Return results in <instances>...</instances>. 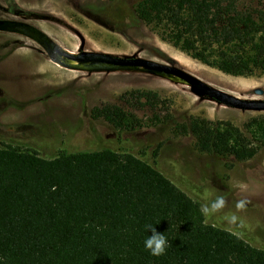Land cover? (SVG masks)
<instances>
[{"label":"trees","instance_id":"16d2710c","mask_svg":"<svg viewBox=\"0 0 264 264\" xmlns=\"http://www.w3.org/2000/svg\"><path fill=\"white\" fill-rule=\"evenodd\" d=\"M239 1L139 0L133 14L199 63L247 77L264 71V0H246L256 5L245 8ZM126 95L140 108L160 103L150 91L123 94L130 105ZM88 116L116 134L143 128L116 105L95 107ZM172 133L192 137L197 153L236 162L264 147V121L258 140L230 124L199 118L174 126ZM158 153L152 164L109 148H62L45 159L33 150L0 147V264H264L263 249L226 225L206 222L186 186L192 185L189 170L167 162L182 180L174 183L158 167ZM146 225L166 237L163 255L145 250L143 241L151 234Z\"/></svg>","mask_w":264,"mask_h":264},{"label":"rangeland","instance_id":"374dc122","mask_svg":"<svg viewBox=\"0 0 264 264\" xmlns=\"http://www.w3.org/2000/svg\"><path fill=\"white\" fill-rule=\"evenodd\" d=\"M138 1L0 0V18L33 25L69 53L146 59L177 67L239 99L264 100L251 94L256 88L264 90V71L232 77L199 63L162 40L159 30L136 19L133 8ZM239 2L244 8L256 5ZM137 90L155 93L160 103L155 109L140 108L126 95L124 100L135 106L130 107L123 94ZM101 105L128 110L143 128L116 134L102 121L89 118V111ZM192 118L230 124L247 139L258 140L264 112L237 110L198 97L189 87L143 70L66 69L51 63L33 42L0 33V147L33 150L45 159L62 148L71 152L109 148L152 164L158 150L156 163L174 183L180 178L169 171L167 162L189 170L193 182L186 186L200 205L224 198L221 209L205 215L206 222L226 225L247 244L264 250V147L245 162L197 153L192 137L172 133L174 126ZM238 202H243L241 208L236 207Z\"/></svg>","mask_w":264,"mask_h":264},{"label":"water","instance_id":"95a60500","mask_svg":"<svg viewBox=\"0 0 264 264\" xmlns=\"http://www.w3.org/2000/svg\"><path fill=\"white\" fill-rule=\"evenodd\" d=\"M0 33L16 35L33 42L41 49L51 63L57 64L66 69L91 70L90 68H85L84 65L92 63L110 66L114 68L112 71L130 69L143 70L144 72L151 74L175 77L185 82L189 87V91L198 97L208 98L219 104L237 110L264 112V100L239 99L228 95L204 84L197 78L174 66L155 63L135 57L119 58L91 52H78L71 54L63 51L45 33L24 21L0 18ZM71 62H73V64H71ZM251 94L253 96L264 98V90L260 88L254 89Z\"/></svg>","mask_w":264,"mask_h":264},{"label":"clouds","instance_id":"9594fccd","mask_svg":"<svg viewBox=\"0 0 264 264\" xmlns=\"http://www.w3.org/2000/svg\"><path fill=\"white\" fill-rule=\"evenodd\" d=\"M224 203L223 197H217L214 201L201 205L200 211L202 214L208 215L221 209L224 206ZM242 206L243 202H238L236 205L237 208H241ZM145 231L148 233L149 231L151 232V234L148 235L143 241L145 250L148 251L151 256L158 257L163 255L168 243L164 234L157 233L152 225H146Z\"/></svg>","mask_w":264,"mask_h":264},{"label":"bare ground","instance_id":"6f19581e","mask_svg":"<svg viewBox=\"0 0 264 264\" xmlns=\"http://www.w3.org/2000/svg\"><path fill=\"white\" fill-rule=\"evenodd\" d=\"M73 54V53H71ZM71 64H73V62H71ZM85 68H91L92 71H112L114 70V68L110 67V66H107V65H104V64H92V63H87L84 65ZM155 75H158V76H161V77H165L168 81H171V82H174V83H177V84H181V85H184L186 87H188V85L175 78V77H169V76H164V75H161V74H155Z\"/></svg>","mask_w":264,"mask_h":264}]
</instances>
